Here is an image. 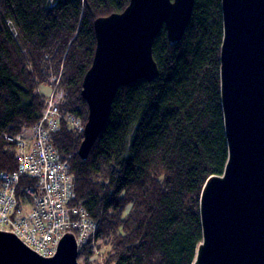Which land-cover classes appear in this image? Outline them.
<instances>
[{
  "label": "trees",
  "instance_id": "16d2710c",
  "mask_svg": "<svg viewBox=\"0 0 264 264\" xmlns=\"http://www.w3.org/2000/svg\"><path fill=\"white\" fill-rule=\"evenodd\" d=\"M128 3L0 0V171L16 168L8 136L27 135L38 122L48 96L39 88L53 75L61 72V109L87 120L80 90L96 47L94 20ZM222 37L221 0H195L180 40L170 41L165 26L154 38L158 77L117 90L86 159L78 155L83 135L67 121L51 135L60 157L73 160L75 202L97 221L94 241L103 246L105 264L192 263L202 239V187L222 174L228 157ZM23 176L19 196L34 181ZM92 254L91 244L82 245L78 261L93 264Z\"/></svg>",
  "mask_w": 264,
  "mask_h": 264
},
{
  "label": "water",
  "instance_id": "95a60500",
  "mask_svg": "<svg viewBox=\"0 0 264 264\" xmlns=\"http://www.w3.org/2000/svg\"><path fill=\"white\" fill-rule=\"evenodd\" d=\"M195 0H129L94 20L96 47L82 80L88 105L79 155L86 159L109 117L117 90L155 80L156 35L183 36ZM220 95L228 157L208 177L199 201L202 239L191 264H264V0H221ZM73 231L42 256L14 232L0 229V264H80Z\"/></svg>",
  "mask_w": 264,
  "mask_h": 264
},
{
  "label": "built area",
  "instance_id": "2783aa9c",
  "mask_svg": "<svg viewBox=\"0 0 264 264\" xmlns=\"http://www.w3.org/2000/svg\"><path fill=\"white\" fill-rule=\"evenodd\" d=\"M61 72L51 77L45 107L32 135L8 136L15 142L17 166L0 171V229L14 232L25 244L42 256L52 255L63 232L75 233L79 246L94 244L97 224L88 209L75 203L70 162L61 158L52 144L51 134L60 127L61 119L76 131L83 132L85 122L61 109L64 91L59 87ZM25 175L33 184H18Z\"/></svg>",
  "mask_w": 264,
  "mask_h": 264
},
{
  "label": "rangeland",
  "instance_id": "374dc122",
  "mask_svg": "<svg viewBox=\"0 0 264 264\" xmlns=\"http://www.w3.org/2000/svg\"><path fill=\"white\" fill-rule=\"evenodd\" d=\"M44 94H49V91H50V85H47V84H42L41 86H40V88H39ZM30 131H32V130H30ZM29 131V132H30ZM29 135H32V133L31 134H29ZM90 244H91V248H92V251L94 252L92 255H91V257L88 259V261H91L93 264H96L97 262V264H105V262H104V260H105V253H104V250L102 249L103 248V246H100L99 247V249H98V246H97V242H94V244H92L91 242H89ZM88 244V243H87ZM86 244V245H87ZM96 244V245H95ZM81 247V246H80ZM97 247V248H96ZM100 249H102V251L100 250ZM100 252V253H99ZM97 260H96V259Z\"/></svg>",
  "mask_w": 264,
  "mask_h": 264
},
{
  "label": "bare ground",
  "instance_id": "6f19581e",
  "mask_svg": "<svg viewBox=\"0 0 264 264\" xmlns=\"http://www.w3.org/2000/svg\"><path fill=\"white\" fill-rule=\"evenodd\" d=\"M114 12H115V11H114ZM93 26H94V25H93ZM95 46H96V45H95ZM94 50H95V49H94ZM92 59H93V58H92ZM87 70H88V69H87ZM87 70H86V71H87ZM82 79H83V78H82ZM50 83H51V82H50ZM60 83H61V81H60ZM81 83H82V81H81ZM81 85H82V84H81ZM50 87H51V86H50ZM80 91H81V90H80ZM49 92H50V91H49ZM64 93H65V92H64ZM47 95H48V94H47ZM81 96H82V95H81ZM82 98H83V97H82ZM64 99H65V97H64ZM44 102H45V101H44ZM63 102H64V101H63ZM44 106H45V105H44ZM61 106L64 107V105H62V104H61ZM67 108H68V107H67ZM87 108H88V107H87ZM68 109H69V108H68ZM70 110H71V109H70ZM70 112H72V111H70ZM87 112H88V109H87ZM72 113H73V112H72ZM74 114H75V116H76V113H74ZM74 114H72V115H74ZM86 115H87V114H86ZM77 116H78V115H77ZM79 117H82V118H83V116H81V115H80ZM82 118H81V119H82ZM86 119H87V118H86ZM82 120H83L84 122H86L85 119H82ZM64 122H65V121H64ZM32 128H33V127H32ZM58 131H59V130H58ZM58 131H57V132H58ZM75 131H76V130H75ZM12 132H13V131H11V132L9 131L8 134H9V133H12ZM14 133H15V132H14ZM19 133H20V132H19ZM29 133L31 134L32 131H30ZM29 133H27V134H29ZM55 133H56V132H55ZM80 133H82V135H83V132H80ZM52 134H53V133H52ZM52 134H51V135H52ZM12 135H13V134H12ZM53 135H54V134H53ZM30 136H31V135H30ZM98 136H99V135H98ZM82 139H83V137H82ZM6 140L8 141V139H6ZM52 140H53V139H52ZM52 140H51V141H52ZM9 141H11V140H9ZM12 142L14 143V141H12ZM80 143H81V142H80ZM52 144H53V143H52ZM14 145H15V143H14ZM55 148H57V147H55ZM57 151H58V150H57ZM58 152H60V151H58ZM77 152H78V151H77ZM60 155L62 156V154H60ZM72 155H73V154H72ZM78 155H79V154H78ZM63 156H64V158H65V155H63ZM79 156H80V155H79ZM16 158H17V157H16ZM62 158H63V157H62ZM69 160H71V159H69ZM71 161L73 162V160H71ZM71 161H70V163H71ZM71 168H72V165H71ZM71 168H70V169H71ZM14 169H15V168H14ZM1 171H2V170H1ZM9 171H10V170H9ZM11 171H12V170H11ZM71 172H72V171H71ZM71 174H72V173H71ZM23 178H29V179H30V177H25V175L23 176ZM72 178H73V177H72ZM31 179H32V178H31ZM20 180H21V179H20ZM33 180H34V179H33ZM72 180H73V179H72ZM31 181H32V180H31ZM20 182H21V181H20ZM20 182H19V184H18L19 186L21 185ZM32 182H34V181H32ZM30 184H31V183H30ZM30 184H27V185H30ZM24 185H25V184H24ZM19 186H18V189H19ZM22 186H23V185H22ZM25 186H26V185H25ZM18 189H17V190H18ZM20 190H22V189H20ZM74 190H75V188H74ZM18 191H19V190H18ZM19 192H20V191H19ZM21 193H22V191H21ZM75 193H76V190H75ZM18 194H19V193H18ZM18 196H19V195H18ZM76 196H77V195H76ZM75 201H77V200L74 199V202H75ZM78 201H79V200H78ZM75 203H76V202H75ZM79 203H80V202H79ZM83 205H84V204H83ZM90 216H91V215H90ZM91 217H92V216H91ZM96 222H97V221H96ZM96 232H97V231H96ZM89 244H90V243H89ZM83 245H84V244H83ZM85 245H86V243H85ZM85 245H84V246H85ZM95 245H96V244H95ZM81 246H82V245H81ZM79 248H80V246H79ZM96 248H97V247H96ZM98 249H99V246H98ZM102 249H103V248H102ZM102 249H100V250L102 251ZM93 251H94V250H93ZM102 252H103V251H102ZM93 253H94V252H93ZM99 253H100V252H99ZM90 257H91V255H90ZM95 259H96V258H95ZM97 259H98V258H97ZM97 259H96V260H97ZM91 261H92V260H91ZM91 261H90V262H91ZM79 262H80V261H79ZM97 263H98V262H97ZM97 263H96V264H97ZM105 263H106V261H105ZM80 264H81V263H80Z\"/></svg>",
  "mask_w": 264,
  "mask_h": 264
},
{
  "label": "crops",
  "instance_id": "0c3cea01",
  "mask_svg": "<svg viewBox=\"0 0 264 264\" xmlns=\"http://www.w3.org/2000/svg\"><path fill=\"white\" fill-rule=\"evenodd\" d=\"M27 133H29V132H27ZM30 134V133H29ZM29 134H27V136H30Z\"/></svg>",
  "mask_w": 264,
  "mask_h": 264
}]
</instances>
